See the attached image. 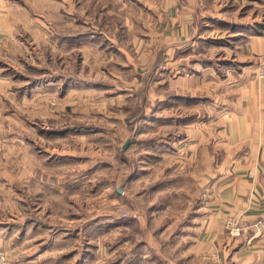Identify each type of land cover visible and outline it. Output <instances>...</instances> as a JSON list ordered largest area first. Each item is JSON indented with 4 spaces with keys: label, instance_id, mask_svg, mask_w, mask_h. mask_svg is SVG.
I'll return each mask as SVG.
<instances>
[{
    "label": "rangeland",
    "instance_id": "1",
    "mask_svg": "<svg viewBox=\"0 0 264 264\" xmlns=\"http://www.w3.org/2000/svg\"><path fill=\"white\" fill-rule=\"evenodd\" d=\"M14 1L23 8L13 9L14 27L0 40V69L10 77L0 155V182L10 183V262L155 264L138 252L175 227L166 220L197 212L228 152L213 122L243 65L229 31L196 27L193 44L166 54L176 32L163 25L168 0ZM195 69L207 74L205 97L182 100V77ZM259 220L229 218L224 228L262 234L250 227ZM206 258L220 264L217 252Z\"/></svg>",
    "mask_w": 264,
    "mask_h": 264
},
{
    "label": "crops",
    "instance_id": "2",
    "mask_svg": "<svg viewBox=\"0 0 264 264\" xmlns=\"http://www.w3.org/2000/svg\"><path fill=\"white\" fill-rule=\"evenodd\" d=\"M166 6L163 25L176 31L172 34L173 45L168 46L166 54L179 49L181 43L193 44L196 27L224 29L229 31L230 46L237 51L236 62L241 61L243 65L235 70L236 80L224 88L225 101L214 105L217 112L224 111L216 114L213 122L216 143L221 140L228 151L220 172L212 176L207 186L206 181L203 182L206 187L196 204L197 212L166 220L167 223L176 222L175 227L166 231L158 243L146 241L149 248L140 250L138 255L144 261L150 260L149 254L154 255L152 262L155 264H192L194 257L195 264H207V255L217 252L221 256L220 264H264V233L248 231L230 235L224 228L229 218L252 222L264 216V78L257 75L255 68L257 63L264 62V0H168ZM18 8L23 6L14 0H0V40L10 36L15 22L13 9ZM243 32L247 36L239 42L240 34L245 36ZM226 41L215 39L213 43L222 47L228 45L229 40ZM193 60L199 66L205 62ZM169 61L174 69L176 57L171 55ZM232 74L228 76L231 78ZM206 76L205 70L185 73L182 91L178 94L174 89V92L182 95V100L197 102L205 97L202 82ZM218 90L219 87H215V92ZM9 94L10 77L0 69V155L5 154L4 142L8 135V114L4 108ZM203 104L206 108L207 103ZM186 121L188 123H184L191 126V118ZM191 138L190 133L184 134L182 141L190 143ZM205 138V135H198V143ZM0 173L6 174L1 164ZM9 188L10 183L0 182V189L6 191L0 193V249H10V227L4 225L10 220ZM161 229L157 232L161 233ZM8 252L10 254V250ZM41 254V250L37 251V255Z\"/></svg>",
    "mask_w": 264,
    "mask_h": 264
},
{
    "label": "built area",
    "instance_id": "3",
    "mask_svg": "<svg viewBox=\"0 0 264 264\" xmlns=\"http://www.w3.org/2000/svg\"><path fill=\"white\" fill-rule=\"evenodd\" d=\"M260 76L261 77H264V64H262V67L260 69ZM236 222V221H235ZM237 223V222H236ZM259 226L261 229H264V220H259L255 223H253L251 226ZM249 227V226H248ZM234 228L236 230H239L240 228L241 229H245L244 227H240L238 225H235ZM10 262V257H9V253L5 250V249H0V264H9Z\"/></svg>",
    "mask_w": 264,
    "mask_h": 264
}]
</instances>
